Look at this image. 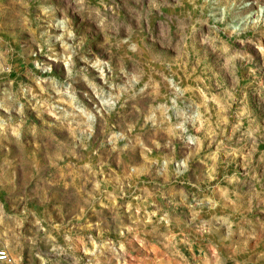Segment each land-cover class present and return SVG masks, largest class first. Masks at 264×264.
Returning <instances> with one entry per match:
<instances>
[{
    "label": "rangeland",
    "instance_id": "obj_1",
    "mask_svg": "<svg viewBox=\"0 0 264 264\" xmlns=\"http://www.w3.org/2000/svg\"><path fill=\"white\" fill-rule=\"evenodd\" d=\"M0 264H264V0H0Z\"/></svg>",
    "mask_w": 264,
    "mask_h": 264
},
{
    "label": "built area",
    "instance_id": "obj_2",
    "mask_svg": "<svg viewBox=\"0 0 264 264\" xmlns=\"http://www.w3.org/2000/svg\"><path fill=\"white\" fill-rule=\"evenodd\" d=\"M10 260V254L7 249L0 248V261H9Z\"/></svg>",
    "mask_w": 264,
    "mask_h": 264
}]
</instances>
